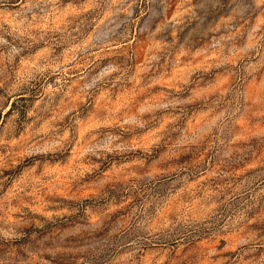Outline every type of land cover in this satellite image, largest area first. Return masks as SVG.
<instances>
[{
	"label": "rangeland",
	"instance_id": "rangeland-1",
	"mask_svg": "<svg viewBox=\"0 0 264 264\" xmlns=\"http://www.w3.org/2000/svg\"><path fill=\"white\" fill-rule=\"evenodd\" d=\"M0 264H264V0H0Z\"/></svg>",
	"mask_w": 264,
	"mask_h": 264
}]
</instances>
